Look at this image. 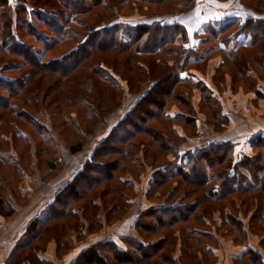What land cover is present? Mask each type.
Masks as SVG:
<instances>
[{
  "label": "rangeland",
  "instance_id": "rangeland-1",
  "mask_svg": "<svg viewBox=\"0 0 264 264\" xmlns=\"http://www.w3.org/2000/svg\"><path fill=\"white\" fill-rule=\"evenodd\" d=\"M182 2L176 1V7ZM10 3L12 11L18 6L27 10L28 24L19 25L17 40L43 50L45 47L40 41L44 39L45 34L41 31L44 26L39 23L46 10L60 9L58 0H10ZM115 9L120 21L130 24L155 20L180 23L190 33L208 22L216 21L215 26L219 27L224 21L237 17L238 23L225 33L226 36L237 33L249 17L264 19V0H196L191 10L183 14H178L179 9L168 3L145 6L138 0H124ZM7 10L0 7V79L9 82L10 88L19 89L18 82L24 78L28 84L9 101L8 110L0 111V198L6 209H14L11 216H0V226H4L0 229V241L6 237L5 226L15 223V219L22 221L21 214H34L44 204L48 207L43 215L51 213L50 200L52 202L61 188L83 169L98 141L123 120L159 78L176 68L177 59L172 52L156 55L96 52L62 82L58 74L36 72L23 58L8 53L2 45L5 39L2 28L7 20L3 13ZM106 10L107 7H95L78 17L86 26V23L96 21L98 13L106 14ZM40 12L42 16L38 14ZM85 26L77 25V30L85 33ZM256 37L255 46L241 45L237 56L227 55L216 40L202 39L201 42L199 38L195 39L192 44L201 56L188 67L186 84L174 86L171 83L175 93L165 104L166 112L178 114L176 119L163 115L156 120L149 119V127L155 126L165 134L162 142L142 133L126 146L129 151L126 156H104L101 160L112 162L107 163L108 166L121 158L119 169L115 171L116 180L98 184L80 201L70 202L64 208L69 212L65 217L39 228L36 234H29L31 244L16 252L17 257L20 256L15 264H67L83 250L102 241L116 242L131 257L120 254L115 246H107L96 254L86 255L83 261L90 264H166L160 258L167 259L170 249H174L173 256L179 257L197 255L202 250L195 244L200 245V238L193 240L192 249H189V234L194 228H206L202 222L207 219L215 224V219L220 216L218 233L236 241H243V224L236 228L227 218L228 214L245 218V224L258 216L262 220L256 225L264 229V192L259 191L263 184L258 183L252 192L247 190L214 201L206 197L205 190L186 183L184 175L174 173L167 180L159 176L160 169H167L174 160L170 145L179 147L183 155L211 144L233 142L236 147L234 157L247 155L252 157L251 161L258 158L256 164L264 168V149L251 146V139L264 133V95L261 93L264 91V35L257 34ZM76 45L71 39L52 47L47 59L62 57ZM184 46L188 47V44ZM241 59L243 63L239 64ZM94 67L107 69V81L94 73ZM169 81L170 77L164 81L163 90L171 85H168ZM195 82L205 85L211 92L195 87ZM210 93L212 97L207 99ZM0 94H3L1 89ZM76 94L80 98L75 97ZM151 101L149 98L141 105L136 116L147 120L150 115L147 111L156 109ZM221 115L226 119L222 120ZM81 140L84 142L82 150L78 155L72 153L70 146ZM227 161H230L229 157L219 166L207 164V173L226 169ZM189 202H198L193 213L198 214L199 219L171 227L158 225L144 231L137 222L140 215L150 209ZM55 210L58 213L59 210ZM154 216L146 215V226L154 222ZM4 218L10 225H5ZM129 224L130 231L127 230ZM55 225L59 230L52 228ZM25 235L26 232L18 242ZM127 238L157 246L155 254L151 253L144 261L139 260L141 254L136 247L124 244ZM3 246L6 243L3 242ZM6 250L3 252L0 248L1 253L6 254ZM120 256L126 258L118 260ZM7 261V264H13L9 259Z\"/></svg>",
  "mask_w": 264,
  "mask_h": 264
},
{
  "label": "trees",
  "instance_id": "trees-1",
  "mask_svg": "<svg viewBox=\"0 0 264 264\" xmlns=\"http://www.w3.org/2000/svg\"><path fill=\"white\" fill-rule=\"evenodd\" d=\"M138 1L145 6H161L168 3L170 7L179 9L180 12L178 14L189 12L192 4L194 5L196 2V0H183L180 4L181 6L176 7L175 2L178 0ZM121 2L123 3L124 0H58L60 9L52 8L46 10L47 13L45 12V16L41 18L42 20L39 23L44 26V29L40 30L45 34L44 39L40 41L45 48L40 50L38 47L28 46L22 43V41L19 42L17 40L19 25L27 26L28 24L27 10L25 7L18 6L12 11L10 0H0V7L6 10L8 9L7 12L3 13V16H6L7 20L2 28V32L5 34L2 45L8 50V53L14 57L23 58L27 65L31 66L36 72L58 74L62 82L67 80L82 64L92 58L96 52L132 53L136 55H156L172 52L177 55L175 61L176 68L169 75H165L164 78H159L129 110L123 120L105 138L98 141L94 153L86 160L83 169L71 181L66 183L55 195L54 200L48 204L51 206V213L44 214L45 216L35 217L31 220L27 227L25 237L18 242L17 247H15L16 249H14L9 257V261H13V264L18 262L20 256L18 255L17 257L16 252L20 249L23 251L31 244L32 240L29 234H36L39 228L45 227L54 220L65 217L69 212L65 211L64 208H67L72 201L77 202L83 199L86 196L85 194L92 191L98 184L116 180L115 171L117 172L119 169L120 157L126 156L129 152L126 151V146H129L128 144L133 142L138 135L142 133L149 134L158 143L162 142L165 134L161 133L155 126L149 127L148 124L151 119L156 120L162 115L165 118L170 117L176 119L178 114L173 115L172 113L166 112L165 104L168 99L174 96L175 89L172 84L174 86L186 84L189 79L188 67L192 65L195 58L199 59L201 56L199 49L192 44L195 39L199 38L201 42L202 39L216 40L219 42L220 48L226 50L227 55L237 56L241 45L248 44L249 46H255L258 42L256 35H264V19L256 20L253 17L245 19L244 24L241 25V29L230 36H226L225 33L238 23L237 17H233L229 21H224L222 23L223 25L220 24L219 27L215 26L214 22L216 21L208 22L206 25L200 26L198 30L195 29L193 33H190L180 23H164L162 20L130 24L126 21H120V16L116 13L115 8L122 4ZM95 7H107V13H98L96 21L91 24L86 23L85 26L78 16L91 12ZM41 13L38 14L42 16ZM21 15H24V18H21ZM77 25L80 27L85 26V33L78 31ZM31 34L35 35V33ZM71 39L77 45L70 53L62 57H51L47 59L51 55L52 47L56 48L59 44ZM186 43L188 47L184 46ZM241 62L243 63L242 59L239 64H242ZM94 70H96L94 73L97 76L107 81L109 72L106 68L99 69L98 67H94ZM168 77L171 80L168 82V85L172 84L166 86V89L163 90L162 86ZM20 82H18L19 89H17L18 87L10 88L9 82L0 79V89L3 92V94H0V111L8 110L10 107L9 101L14 96H17L21 89H24L28 84L25 78L24 80H20ZM194 86L200 87L206 93L208 90L210 91L208 87L200 82H195ZM75 97L80 98L78 94ZM75 97L73 98L74 100ZM210 97H212L211 93L207 96V99H210ZM149 98H151L152 105L156 109H153L154 112L147 111L150 115L146 120L140 118L139 115L136 116V114L139 107L144 105ZM135 116L136 118L134 120ZM221 119L225 120L226 116L221 115ZM83 146L84 142L81 140L71 145L70 150L72 153H78L82 150ZM170 146L174 160L167 169H160L159 176L161 178L164 176V180H167L174 173H178L180 176L184 175L187 181L186 183L205 190L206 197L212 198L214 201H221L230 195L245 193L247 190L252 192L259 184H263L259 191L264 192V168L256 164V159L258 158H255V161H251L252 157L247 155H241L240 157L236 155L237 158L234 157L233 152L236 147L233 142L211 144L204 149H194L183 155L180 153L179 147ZM251 146L264 149V134L254 136L251 139ZM119 155L120 159L116 160V163L110 166L108 164H112L111 161L107 162V164L101 160L104 156L114 157ZM227 157L230 158V161H227L226 169L220 172L215 170L211 174L207 173V164H210L209 166L211 167L219 166L221 165L219 163L225 162ZM214 161L215 163H213ZM243 169H247L248 171H244ZM167 172L169 175H166ZM197 207L198 202L195 204H191L190 202L178 205L169 204L159 209H150L144 215H140L137 222L140 223V228L143 227L142 231L144 229L150 230V227L155 229L158 225L171 227L178 223H187L193 221V219H199L197 218L199 215L193 213ZM56 208L59 210L58 213L55 210ZM13 212V208H5L4 201L0 198V216L9 217ZM152 214H155L153 217L154 222L150 223V226H146L147 223L144 221V218L146 219V215L152 216ZM227 218L237 226L236 228L242 226V223L234 215L228 214ZM52 228L56 230L58 229V225ZM48 231L49 229L47 228L46 232ZM193 232L192 229L189 234L192 241L195 240L191 236L192 234L194 235ZM241 233L242 239L244 240L246 235L243 232V228ZM185 242L187 243V241ZM124 244L129 247H136L141 254L138 258L141 261L148 259L151 253L155 254L157 247L133 238H127L124 240ZM107 246H115L120 254L130 256L127 253L128 251H123L116 242L102 241L83 250L77 258L79 262L76 261L74 264H90L86 260L83 261L86 255L90 253L96 254L100 248ZM169 251L167 259L161 257V261L166 264H180L179 260L173 256L174 249H170ZM121 257L123 256H120L118 260L126 258Z\"/></svg>",
  "mask_w": 264,
  "mask_h": 264
},
{
  "label": "crops",
  "instance_id": "crops-1",
  "mask_svg": "<svg viewBox=\"0 0 264 264\" xmlns=\"http://www.w3.org/2000/svg\"><path fill=\"white\" fill-rule=\"evenodd\" d=\"M261 93L264 95V91H261ZM46 206L47 204H44L41 209L34 214H32V212L21 214L22 221H17L15 219V223L13 222L12 225H10V223H8L9 221L4 218L5 225L9 224L10 226H5L4 235L6 237L3 236L0 241V243H2L0 247L1 250L5 252L7 248L6 254L0 252V264H7V260L14 251L20 237L27 231V227L31 220L41 215L45 216L43 215V211H45ZM24 213L26 212L24 211ZM258 218L260 217H254L251 223L246 222V224L245 218H238V221L243 224V232L244 234H246V238L243 241H236L232 238L228 239V236L223 238L218 233V227L220 226L221 221L220 216H217V219H215V224H212L209 219H207L206 222L201 221L203 225L206 226V228H194V235L192 234L191 236L196 240L200 238V245L197 243L195 244L197 246H200L202 250H198L199 252L197 251V255L188 254L184 257L175 255V257L180 261V264H264V229H262L263 227H260V225H256L259 220H262V218ZM134 224L135 218L132 225ZM248 225H250V227ZM1 228L4 229V226H0V229ZM128 229L130 231V224L127 227V230ZM259 232L263 234H259ZM3 242L6 243L5 247L3 246ZM192 242L193 241L191 240V242L189 243L191 244V247L190 245H188L190 250L193 246ZM185 244V246H187V243ZM77 258L78 256L73 260H68L67 264H74Z\"/></svg>",
  "mask_w": 264,
  "mask_h": 264
}]
</instances>
